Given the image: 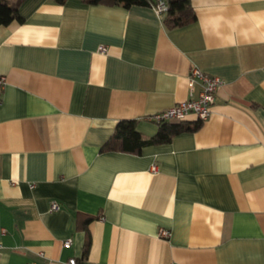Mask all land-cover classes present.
Here are the masks:
<instances>
[{
    "label": "crops",
    "instance_id": "obj_1",
    "mask_svg": "<svg viewBox=\"0 0 264 264\" xmlns=\"http://www.w3.org/2000/svg\"><path fill=\"white\" fill-rule=\"evenodd\" d=\"M190 5L168 28L148 6L24 0L0 26V264H264V0ZM192 66L221 81L198 129L101 151L122 120L152 137Z\"/></svg>",
    "mask_w": 264,
    "mask_h": 264
},
{
    "label": "trees",
    "instance_id": "obj_2",
    "mask_svg": "<svg viewBox=\"0 0 264 264\" xmlns=\"http://www.w3.org/2000/svg\"><path fill=\"white\" fill-rule=\"evenodd\" d=\"M24 0H0V26H6L13 21L22 23L23 18L19 14V7ZM62 4L66 0H54ZM86 4L122 5L129 7L132 5L152 7L156 0H80ZM167 11L163 14V22L168 28L182 27L195 21L196 16L190 5V0H165ZM200 122L190 124L188 122H169L158 125L156 133L148 138H142L136 129V122L133 120L119 121L109 138L102 146L104 152H127L139 153L141 149L148 145H156L170 141V139L184 131H195L199 128ZM88 251V243L83 252L85 257ZM84 259V258H83Z\"/></svg>",
    "mask_w": 264,
    "mask_h": 264
},
{
    "label": "built area",
    "instance_id": "obj_3",
    "mask_svg": "<svg viewBox=\"0 0 264 264\" xmlns=\"http://www.w3.org/2000/svg\"><path fill=\"white\" fill-rule=\"evenodd\" d=\"M153 10L156 14L162 16L167 11V5L165 0H156V3L152 5ZM99 52L105 53L106 48L100 46ZM5 84V77L0 75V102H1V91ZM221 81L219 78L210 76L203 72L197 66H192L189 70L188 75V98L185 101L174 104L166 110H162L155 114L145 117V120L153 122L156 125L169 122H186L189 115H194L198 122H203L210 116V106L215 101V92ZM196 86L199 87L196 90ZM155 165L152 166V170H155ZM58 204L52 202L51 210H57ZM159 235L162 237H169L170 232L166 229H160ZM70 240L64 242L68 245ZM35 264V263H29ZM68 264H76L74 258L68 260Z\"/></svg>",
    "mask_w": 264,
    "mask_h": 264
}]
</instances>
